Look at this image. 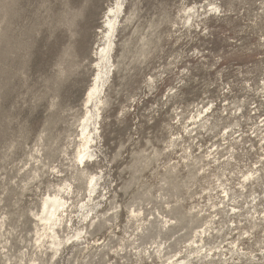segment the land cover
I'll use <instances>...</instances> for the list:
<instances>
[{
	"label": "rangeland",
	"instance_id": "1",
	"mask_svg": "<svg viewBox=\"0 0 264 264\" xmlns=\"http://www.w3.org/2000/svg\"><path fill=\"white\" fill-rule=\"evenodd\" d=\"M115 2L0 0V264H167L143 252L153 240L192 264H264V0H123L83 175L86 94ZM93 174L104 219L76 239ZM65 183L73 229L52 257L34 214ZM156 210L176 220L158 237Z\"/></svg>",
	"mask_w": 264,
	"mask_h": 264
},
{
	"label": "bare ground",
	"instance_id": "2",
	"mask_svg": "<svg viewBox=\"0 0 264 264\" xmlns=\"http://www.w3.org/2000/svg\"><path fill=\"white\" fill-rule=\"evenodd\" d=\"M122 13L123 0H116L115 6L109 7L106 13V28L104 31H102V39L104 42L103 46L99 51H96V55L98 57L96 68L98 72L94 78L92 86L86 94V104L89 103L93 107V110L91 108H86V116L82 120L80 128L81 146L77 149L75 155V158L78 159L80 165H82V169L79 172L80 174L84 173L83 169L85 167V162L93 156V153L91 151V143L94 137L92 136L90 125L94 124L92 129H98L95 124H98L97 118L100 117L99 110L100 105L103 102L102 94L105 90V83L112 74V52L114 49L116 25L117 20ZM97 179L98 177L95 174L90 175L89 181L85 186V192L88 193V200L86 202H81L79 206L81 213L80 216L82 217L80 225L83 226L74 228L75 230L73 232V236H75L76 239L79 238L82 234L85 235L88 232L87 228H93L96 223H98L100 219L103 218L104 214H102V216H99L97 215V212H93L97 204L90 206L91 204H93V202L91 203L90 201L94 199L93 194L96 192L98 186ZM73 193L74 190L71 183L58 185L57 189L52 194H47L46 197L43 198L40 213L34 214V217H36L37 220L35 224V241L41 248V251H51L53 254L52 257H54L58 253L59 247L62 244V239L59 231H64L66 227L72 228L73 226L71 217L72 211L70 206L72 202L68 201V199L72 197ZM81 196L82 195L80 194V191L76 192L77 204H79ZM130 213L133 217H138L140 215L139 210L136 211L135 209H132ZM150 215L151 216L147 218V224H150L154 219H157L160 223L157 237L162 231H165L167 228L176 224V220L166 218V216L162 215V213L157 210L153 213H150ZM141 217L138 218V220H141ZM138 229H140V231H144L143 224L138 225ZM193 232L194 233L192 235L193 239L191 240V245L192 247L194 245L195 248L192 252L197 258H207L209 256L208 253H211V249H208V251L203 250V238L207 233V229H195ZM70 238L71 237H68L67 239L69 240ZM175 238L176 236L171 235L170 241H174ZM168 243L169 242L167 241L163 242L161 240H153L148 247L151 248V250L147 248L143 252L149 257L151 256L152 252L158 254L159 257L165 256L167 264H192L188 254L182 256L181 249L177 250L171 255L169 254V256L165 255L166 252L163 251L167 248ZM31 264L45 263H40L32 260Z\"/></svg>",
	"mask_w": 264,
	"mask_h": 264
}]
</instances>
